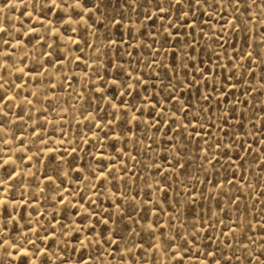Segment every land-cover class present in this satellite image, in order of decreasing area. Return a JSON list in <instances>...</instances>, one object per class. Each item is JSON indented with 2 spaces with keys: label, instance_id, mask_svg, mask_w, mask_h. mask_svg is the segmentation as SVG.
<instances>
[{
  "label": "snow or ice",
  "instance_id": "obj_1",
  "mask_svg": "<svg viewBox=\"0 0 264 264\" xmlns=\"http://www.w3.org/2000/svg\"><path fill=\"white\" fill-rule=\"evenodd\" d=\"M21 2L24 3L25 9V12H22L21 16L27 13L29 17H32L34 14H37L38 10L39 14H37V21L39 23V28L46 29V35L49 37L54 36L55 39L53 40V43L45 44V40L39 35V28L33 26L30 31H22L23 24L21 23V27L16 28L15 32L19 33L21 36H25V34L26 37L34 36L35 44L32 45L31 39H27L26 42L25 39H20L17 36L12 35L10 33L11 22H8L7 18H5V26L0 27V132L5 130L6 124L18 123L20 120H23V116L20 115H18L14 121L7 119L10 108L22 107L20 104H9L10 101L23 97V100H25L29 105H32L34 103V99L39 98L37 93H28V95H24V89L27 85L35 86L39 83L40 78L47 77L49 91L54 92L57 88V84L54 82L56 77L52 76L48 72L49 67L55 68L57 73H59L65 65H70L73 60L77 66L84 61L85 69L83 70V75L88 77V80H91V76H89L87 68L92 65L85 61L83 56L78 54L72 58L60 57L58 49L61 47L67 49V44L61 45L59 43L58 35L52 32V27H49V25L55 26V22L47 19V17L49 15L58 16L60 14H64L70 23L72 22L73 17L76 18L75 22L79 23L80 20L85 18L86 13L88 14L87 19L91 20L92 14L100 11L103 5V0H96L93 7H88L89 0H21ZM116 2L119 4L121 0H116ZM28 3H31L32 5V12H27ZM123 3L126 6V11L131 13H141L146 21H151L153 26L156 25L157 21L160 22V28L158 30L148 33L150 39L147 41L142 40L139 44L141 48H147L150 50L149 55L151 56V59L147 62V64H145V67L151 68L154 72V76L151 78L152 83L150 85L149 78L139 73L133 77L131 72L128 73V80L131 81L135 79V84L127 81H120L118 79L120 75L119 69L122 65L116 64V77L113 78L110 83L112 87H117L119 85L124 89V91L118 92L117 96H110L109 99L112 102L101 108L99 105L103 104L104 96L108 94L105 92L103 86H90L86 80L85 86L87 87L88 93H92L94 95H85L83 91L75 93V97L81 101L79 114L82 119L79 120L78 123L85 124V122H87V132H81V137L85 146H89L90 141L99 138V142L96 145L98 149L105 140H120L123 138V144L117 150L119 155L112 157L113 164H115L116 159H121L123 163V153L127 151V144L129 140L135 139L133 125H135L136 128H139L140 124L143 122L147 125L148 129L153 130V136L150 138L152 142L147 145L149 150H152L153 145L159 146V138L156 136L157 133H159L161 137H167L166 141H161V143H163V154L160 155L159 159L163 161V164L153 161L152 165L153 168L158 170V174L163 178L162 181L159 179L156 181V187L154 190L163 192L165 197H167V190L172 186L167 183L168 180H178L180 176H184L186 174L188 164L190 163V159L187 158L190 156V154H187V149L193 140L198 141L202 137L205 124L201 121L208 118L213 119L214 122L211 124V128H216L218 131L223 133L224 136H227L228 131L230 130L229 128H226V125L229 124L228 118L234 111L237 110L236 105L233 104L231 109L224 111L222 115L213 117L211 116L213 109L209 108L207 103H205V105L202 106L190 120L188 117L193 106L181 103L179 108L172 105V114L166 119L165 117L167 115L168 108L161 106L159 101L155 100L154 97L149 98L145 96L142 99V103L136 106L126 100L125 97H132L133 93L137 92V89H141V85H143L142 90L145 92L148 91L149 86L155 89L158 87L156 81L159 80L163 89H167V96L165 97V100L168 103H171L172 100H175L176 102L183 101V95H177L176 93L181 92V89L184 86H186L189 90L196 87L197 91H199L197 75L195 72H193L191 80L187 78V75L181 79L180 72L181 70H187L190 67L189 61H192L191 67L200 68L199 80L204 82L205 93L203 95V100L205 102L215 100L217 105L221 102L227 105L229 103L228 95L231 92H234L237 87L236 83L224 84L223 81H221L218 88L216 84V77L221 75V72L218 70H223V80H237L238 82H244L247 81L249 77H255V71L259 68L262 72V76L258 87L259 89H264V27H258L260 25H264V0H123ZM5 5H7V0H5ZM253 7L257 9V12L255 13V20L252 19L251 15ZM81 9L83 11H80ZM2 11L3 8L0 7V12ZM229 12L233 14L231 19H227ZM197 13H199V15ZM205 16L208 17V19H203ZM242 16L244 17L243 20L241 19ZM214 18H217L216 23L220 25L219 34L212 30L210 22ZM124 19V14L121 12L120 19H116L115 17L111 18L110 26H122V21ZM197 21H199V24ZM93 23H95V21ZM101 23L103 24V21ZM204 25H209L210 31L208 38L210 40H214L221 50L211 52L210 59L211 57H215L216 63L214 68L209 69L207 73H205L203 68V61H199L197 63L198 58L192 55V53L196 51L198 40L204 38ZM225 25H229L230 27L226 28ZM248 25H252V27L249 28ZM127 27L129 31V38L131 39L134 29L130 18L128 20ZM145 27L146 25H141L142 29ZM198 28L199 32H197ZM183 29H187L188 31H182ZM58 31L59 29H57V32ZM72 31L75 32L76 29H72ZM225 32L229 33V38H231L233 34L243 33V40L245 44H248L249 39L254 38L253 43L249 45V47L252 48V51L236 49L235 43H232L230 46L233 49L234 55L229 56V41L222 39ZM143 34V31H141L140 35L143 36ZM189 36L193 38L190 41L187 39ZM161 37H163L164 43H161V46L157 48L155 45L160 42ZM98 38L99 37L97 36V39ZM67 39L77 46V52L82 51L79 48L81 43L80 40H74L71 36ZM182 39L184 40L183 46L177 47V44ZM13 40H15V43L12 42ZM168 41H172V63L165 64V58L162 57L158 60L156 57L159 56L161 52H164L165 57H167L168 52L164 45ZM83 43L86 47H91L94 52L97 50L94 44H91L86 40L83 41ZM123 43V40L116 41L109 39L108 47L104 51V55L107 56L108 52L111 51L112 46L122 45ZM29 45H32L33 47L42 46L45 47L46 50L41 53L40 58L37 59L35 67H28V53L18 57L21 66L16 67L17 50H23L24 48L29 47ZM189 48L191 49V52L187 51ZM47 49H52L57 52L55 61L52 60L53 51H48ZM116 55L118 56L119 52H117ZM221 56L225 58L227 63L220 62ZM177 57H179V65L175 63ZM62 59L65 63L61 62ZM97 59H99V57H97ZM233 59H236L237 61L235 64L232 63ZM157 66H159V68L171 69V75H169L168 72L163 74L164 77H167V82L161 78V73L156 70ZM92 67V74L97 77V81H93V84L98 81H103L104 84H108L109 82L95 70V67ZM109 67H112V61H108V63L105 64V71H107ZM10 68H14L15 72L10 73ZM238 70L239 76H237ZM69 71H71V68H69ZM213 73H215V75H213ZM10 75L14 76V79H8ZM205 75L212 77L213 82L210 85V91H208L209 85L208 81L205 79ZM60 79L62 84L67 83L71 89L72 82L68 80L67 73L62 75ZM73 79L79 82L78 77H73ZM173 81H175V83ZM5 85H7V87H5ZM13 90L17 91V96L7 95L9 91ZM246 91L249 95H253V90L250 87ZM213 93H216L217 95L213 96ZM241 94L244 93L242 92ZM45 95L47 96V93ZM157 95H162V92H155L154 96ZM117 98H119V103L115 102ZM236 100L237 103H240L239 98H236ZM48 103H51V100H49ZM243 103L245 110H247V102L244 101ZM93 105H96V107H93ZM144 107H150L152 110L159 109V113L156 114L153 111L145 117ZM69 108H76V104H70ZM109 109L111 111H109ZM47 110L48 109L46 108L45 111ZM101 112L104 113V116L100 115ZM130 112L131 115H129ZM181 113H183V115H181ZM204 113H208L209 116H204ZM105 116L110 118L105 119ZM245 119L247 118L245 117ZM178 121H183V123H178ZM193 121H195V123H193ZM218 121H222V123L218 124ZM45 123L48 122L45 121ZM233 124H235V122H233ZM122 125L126 127H122ZM41 127L43 128L44 126L41 125ZM240 127L243 129V124H241ZM197 128L201 131H197ZM163 129H166V131H162ZM33 130L35 131V128ZM125 131L131 133V136H124ZM88 132L96 133V136H89L87 134ZM100 133H103L102 137L99 135ZM169 133H171V135H169ZM181 135L184 137L183 140H181L179 144L173 143V141ZM212 135L213 133L209 130L207 132V136ZM249 135V133H244V136L242 137L233 133L232 137H230V142L227 143L222 142L221 139L215 138V142L212 143L209 142L207 136H205L204 144L208 145V147L200 146V151L204 153L201 158V171H205L204 164H210L213 172L217 175L219 174L217 165H220V169L229 171L232 174L230 178L224 179L223 183L220 181L212 183V181L208 180L207 177L203 183L211 184L212 189H218L216 192L208 193V198L210 200H216L218 202V214L219 212H224L225 215H227V207H223L219 204L220 197H224L228 200L229 207L235 205L233 210L238 214L236 219H232L229 216V225H224L222 223V217L219 219L211 218V208H209L207 209V218L203 214L201 215L199 228L193 224L192 231L187 234L177 231L171 236H168L163 229H165V227L175 228L180 214L175 212L174 207H172V210L169 211V209H161L154 201H140L141 205L148 206L147 214L152 217H156V219L155 221L150 220L146 222V224L141 227L140 222L145 219V207L140 206L136 208L135 216L131 213H127V220L131 223V225H133L129 228L133 243L131 245H126L123 254L120 255V264H126V261L127 264H134V254L131 251L133 248L139 249L141 253L145 250L143 243L135 240V237L141 235V232L143 231H147L153 238L158 237L161 239L160 245L149 244V249L154 250L163 247L165 254L170 255L175 261V264H183V260L187 259L188 256H177L176 253L177 251L187 253L189 251V245H194L199 248L201 247L202 241L213 242L219 240V238L223 236H231L232 240H236L237 228L244 223L245 215L252 216V220L248 221L244 231L255 234L256 238H254L253 235H247L243 236L240 240L241 251L246 254L244 257H241L240 255L228 256L226 253L220 252L219 247H217L213 250H205L203 253L198 252L196 258L199 260V264H232L233 258L236 260L246 258L248 260V264H253V260L255 264H264V207L259 209L260 214L258 216L255 215V213L248 212V205L245 206V209L242 212L240 209L241 195L238 193L237 195L232 196L230 193L223 192L225 184L231 186V188H236L238 185L240 188L253 187V184L250 181L245 180L243 172H241L239 180H236L235 178V170L243 169L247 156L240 157L237 153V157L234 158L232 155L234 149L244 150L245 145H247V153L249 155L251 154L252 143L246 139ZM61 136V144H63V134H61ZM40 142L46 144V141H44L42 137L40 138ZM0 143L7 144L10 142L6 138H0ZM257 143H259V141H257ZM20 150L23 151L22 145ZM81 150L82 149L78 147H71L70 149H65L64 152L75 154L77 151ZM53 151H55V149L50 150V152ZM210 152L211 158L209 156ZM40 154V149H37L36 155L39 156ZM169 156H171V159H169ZM100 158H103V156ZM130 158L133 160L136 159L134 155ZM28 159L31 160L32 157H29ZM61 159L64 160L65 157L62 156ZM93 159H96V157L93 156ZM222 160L223 163L221 162ZM21 162L23 163V158H21ZM13 163H15V161L5 159L4 156L0 154V169L6 170L7 166ZM98 168L99 165H97L96 169L89 171V179L97 178ZM71 171H81V169H74L70 164L69 173ZM121 171L124 175L114 176L113 173L115 172V167L108 169L106 173L101 172L98 179L100 181H108L109 183H114L117 179L123 181L128 173V168L124 166L121 168ZM260 171L264 173V165H260ZM69 173H64V175L67 176ZM39 175L40 174L38 172H35L32 173L30 177L25 178L23 173L17 172L13 169L12 172H6L5 175L0 176V264H14V262H18V264H37V258H39V264H93L95 259H99L101 264H104L105 256H107L110 260H115L117 250H119L121 243L120 240L115 239V236L118 234L119 226L127 211L124 206V201L129 200L128 206L135 207L139 196L138 194L133 195L129 199V197L123 192L119 194L113 192V195H118L119 199L112 205V210L109 211L108 208L103 206V201L98 199L103 195L102 183L97 184L93 188V193L97 199H93V197L89 196L87 198V202H85L84 198L81 197L78 205L75 201H73V207L85 208L84 213H75V215L80 217V219L69 222L58 221L56 215L53 214L51 220L47 224H40V219L43 218L44 213H37L38 218L35 222L40 224V227L36 229L28 228L23 233L25 237H28V233L32 232L35 238H28L25 241H17L13 238V233L16 231L17 227V224L15 223L17 221V217L14 215L15 207L19 205L27 208L30 206V201L23 200V195L21 196L20 201L16 200L13 195L15 188L13 187L12 182L15 181L19 185H23L25 179H28L31 183L32 181H35ZM133 177L136 180L140 179V176L135 173H133ZM43 179L45 181V188L40 189L41 192H44L47 189L48 182L55 184V178L48 175L46 172L43 175ZM162 182L165 184V187H160ZM61 183H63V181ZM145 183H147V180H145ZM197 183H200V181L197 180ZM5 184L8 185L7 191H5L4 188ZM35 187L39 188V185L36 184ZM59 187L60 185H56L57 189ZM185 187H188L189 189L187 193L189 200L192 203H196V196L192 195L194 186L189 187L188 185H185ZM256 187L259 189L261 196H264V188H259V185H256ZM200 195H204V193H200ZM33 199H36V197H33ZM255 200L257 204L260 203L259 196L256 197ZM57 202L65 204V207H67L63 194L59 195ZM174 204L178 206L179 200H176ZM10 205L12 206L11 208ZM252 207L254 208L255 205ZM161 212L167 213L170 218L167 226L159 219ZM104 213L108 214L105 215ZM20 219H23V217L21 216ZM84 219H87L89 223H83L82 221ZM205 219H207L208 228L216 226L221 227L219 237L213 236L208 229L204 228ZM253 220L256 222L255 226H253ZM9 224H12L11 228L9 227ZM57 224H59L61 229L59 233L61 244L56 245L54 248L51 244L45 245L42 242L38 243V241H41L42 239L52 241L57 239ZM110 224L114 225V227H108ZM101 225L104 226V229H106L109 234H106L103 229L98 231ZM180 227L186 228V221H180ZM225 228L227 229L226 231L224 230ZM41 231L45 233L43 238H41L40 235ZM201 232H203L204 235L200 240H198L197 237ZM81 234H83L84 238H81ZM245 240H247L248 243H244ZM177 241H179V243H177ZM76 244H79L82 247L77 249L75 246ZM103 244H107L110 249L114 244L115 249L112 251H105L101 247ZM225 244L227 247H231L233 253L235 254L236 249L232 246V241H226ZM26 245H31V247H26ZM174 245L175 248L173 247ZM203 247L207 249L208 245L204 244ZM89 249L95 250V256L92 255V252L89 251ZM78 252V259L74 260V258L77 257ZM86 252L88 253L87 259L85 258ZM218 252H220L219 255L217 254ZM153 264H155V259L153 260Z\"/></svg>",
  "mask_w": 264,
  "mask_h": 264
},
{
  "label": "rangeland",
  "instance_id": "obj_2",
  "mask_svg": "<svg viewBox=\"0 0 264 264\" xmlns=\"http://www.w3.org/2000/svg\"><path fill=\"white\" fill-rule=\"evenodd\" d=\"M95 3L96 0H89L88 7H93ZM0 7L3 8V11L0 12V27L5 26V18H7V21L11 22L10 33L20 39H25L26 42L27 39H31L32 45H34V36L26 37V34L25 36H21L19 33L15 32V29L21 27V23L23 24L22 31H30L33 26L39 28V23L37 21V14H39L38 10L37 14H34L32 17H29L27 13L21 16V13L25 12L24 3L21 2V0H7V5H5V0H0ZM125 7L126 6L124 5L123 0H121L119 4H117L116 0H103V5L100 11L93 13L91 20L87 19L88 14L86 13L85 18L80 20L79 23L75 22V17L72 18V22L70 23L64 14H60L58 16L49 15L47 19L55 22V26L49 25V27H52V32L58 35L59 43L61 45L67 44V49L64 47L58 49L60 57L72 58L78 54L83 56L84 60L94 66L95 70L99 72L100 75L103 76L109 83L104 84L103 81H98L93 84V81H97V77L92 74V66L87 68V72L89 73V76H91V80H88V77L83 75V70L85 69L84 61L77 66L73 60L70 65H65L59 73H57L55 68L49 67L48 72L52 76L56 77L54 82L57 84V88L54 92L49 91L47 77L40 78L39 83L35 86L27 85L24 89V95H28V93H37L39 98L34 99V103L32 105H29L25 100H23V97L10 101L9 104H20L22 107L10 108L7 119L14 121L17 116L20 115L23 116V120H20L18 123L6 124L5 130L0 132V138H6L10 142L7 144L0 143V154H2L5 159L9 158L10 160L15 161V163L7 166L6 170L0 169V176L5 175L6 172H12L13 169L17 172L23 173L25 178L30 177L32 173L35 172L40 174L35 181H32L31 183L28 179H25L23 185H19L15 181L12 182L13 187L15 188L13 195L16 200L20 201L21 196L23 195V200L30 201V206L27 208L19 205L15 207L14 215L17 217V221L15 222L17 227L16 231L13 233V238L17 241H25L28 238L34 239L35 237L32 232L28 233V237H25L23 233L28 228L36 229L40 227V224H47L51 220L53 214L56 215L58 221L69 222L80 219V217L76 216L75 213H84L85 208L73 207V201H75L78 205L81 197L84 198L85 202H87V198L89 196L93 197V199H97L93 193V188L99 183L103 184V195L98 199L103 201V206L108 208L109 211L112 210V205L119 199L118 195H113V192H116L117 194L123 192L129 197V199L131 196L138 194L139 199L135 207L128 206L129 200L124 201V206L127 211L119 226L118 234L115 236L116 240L121 241L120 248L117 250L116 259L110 260L107 256H105L104 264H120V255L123 254L126 245H131L133 243L129 232V228L133 225H131V223L127 220V213H131L135 216L136 208L144 206L145 219L141 220L140 226H144L146 222L150 220L155 221L156 217H152L147 214L148 206L141 205L140 201H154L161 209H169V211H171L172 207H174L175 212L180 214L175 228L165 227V229H163L168 236H171L177 231L187 234L192 231L193 224L199 228L200 217L203 214L207 218V209L209 208H211V218L219 219L222 217V223L224 225H229V216L232 219H236L238 214L233 210L235 205L229 207L228 200L224 197H220L219 204L223 207H227V215H225L224 212H219L218 214V202L208 198L209 192H216L218 189H212L211 184L203 183L206 177L208 180L212 181V183H215L216 181L223 183L224 179L230 178L232 175L231 172L220 169V165H217V169H219L218 175L213 172L210 164H204L205 171H201V158L204 153L200 151V146L208 147V145L204 144V137L207 136V132L209 130H211L213 135L207 136V139L212 143L215 142V139H221L222 142L225 143L230 142V137H232L233 133L242 137L244 136V133L250 134L246 137V139L252 143L251 154L249 155L247 153V145H245L244 150L234 149L232 155L234 158L237 157V153L240 157L247 156L243 169L235 170V178L236 180H239L241 172H243L245 180L250 181L253 184V187L240 188L238 185L236 188H231V186L225 184L223 192L230 193L232 196H235L238 193L241 195L240 209L242 212L245 209V206L248 205V212L255 213V215L258 216L260 214L259 209L264 207V196H261L259 189L256 187V185H259V188H264V178H260L264 177V173L260 171V165H264V89H259L258 87L262 76V72L259 68L255 71V77H249L248 80L244 82H238L237 80H223V70H218L221 72V75L216 77V84L218 88L221 81H223L224 84H237L235 91L228 95L229 103L227 105L223 102L217 105L215 100L207 102L203 100V95L205 93L204 82L199 80L200 68L191 67L192 61H189L190 67L187 70H181L180 76L181 79H183V77L187 75V78L191 80L192 74L195 72L197 75L199 91H197L196 87L189 90L186 86H184L181 89V92L176 93L177 95H183V101L176 102L175 100H172L171 103H168L165 100V97L167 96V89H163L159 80L156 81L158 85L157 88L153 89L149 86L148 91L145 92L142 90L143 85H141V89H137V92H134L132 97H125V99L134 106L140 105L145 96L149 98L154 97L155 100L159 101L161 106L168 108V112L165 117L166 119L172 114V105L179 108L181 103L193 106L188 117L190 120L192 119V116L205 105V103H207L209 108L213 109V112L211 113V116L213 117L222 115L224 111L230 110L233 104L236 105L237 110L234 111L228 118L229 124L226 125V128H229L230 130L228 131L227 136H224L223 133L218 131V129L211 128V124L214 122L213 119L208 118L201 121L205 124L202 137L198 141L193 140L187 149V154H190V156L187 157L190 159V163L188 164L186 174L184 176H180L178 180H168L167 183L172 186L167 190V197H165L163 192L154 190L156 187V181L158 179L162 181L163 178L158 174V170L152 166L153 161L163 164V161L159 159L160 155L163 154V143H161V141H166L167 137H161L160 134L157 133L156 136L159 138V146L153 145L152 150H149L147 145L152 142L150 138L153 136V130L148 129L145 123L142 122L139 128H136L135 125H133L135 139L129 140L127 144V151L123 153V163L121 159H116L115 164L112 162V157L119 155L117 150L123 144V138L120 140H105L99 149L96 146L99 142V138L90 141L89 146H85L83 144L81 132H87V122H85V124L78 123V121L82 119L79 114L81 101L75 97V93L83 91L85 95H94L92 93H88L87 87L85 86L86 80L90 86H103L105 92L108 94L104 96L103 104L99 105L101 108L112 102L109 99L110 96H117L118 92L124 91V89L119 85L117 87H112L110 83L111 80L116 77V64L122 65L119 69L120 75L118 79L120 81H127L135 84V79L131 81L128 80V73L131 72L133 77L139 73L149 78L150 85L152 83L151 78L154 76V72L151 68L145 67V64H147V62L151 59V56L149 55L150 50L147 48H141L139 44L142 40L147 41L150 39L148 33L158 30L160 28V22L157 21L156 25L153 26L151 21H146L141 13L128 12L125 10ZM80 11L83 10L81 9ZM27 12H32L31 3H28ZM121 12H123L125 18L122 21V26H110L111 18L115 17L116 19H120ZM256 12L257 9L253 7L251 13L253 20L256 19ZM197 14L199 15V13ZM232 15L233 14L229 12L227 19H231ZM129 18L131 19L134 29L131 39L129 38V31L127 27ZM203 19H208V17L205 16ZM216 19L217 18H214L210 23L212 25V30L219 34L220 25L216 23ZM241 19L243 20L244 17L242 16ZM94 21L95 23H93ZM102 21L103 24L101 23ZM197 23L199 24V21H197ZM142 24L146 25L143 29L141 28ZM203 27L205 29L204 38L198 40V46L192 55L198 58L197 63L199 61H203V68L205 73H207L209 69L214 68L216 63L215 57H211L210 59L211 52L221 50L214 40H210L208 38L210 31L209 25H204ZM225 27L229 28L230 26L225 25ZM248 27L251 28L252 25H248ZM258 27H264V25H260ZM57 29H59L58 32ZM72 29H76V31L74 32ZM141 31L144 33L143 36L140 35ZM182 31L188 30L183 29ZM197 32H199V28L197 29ZM39 35L45 40V44L53 43V40L55 39L54 36H47L46 29L44 28H39ZM243 35V33H237L233 34L231 38H229V33H224L222 39L229 41V56L234 55L233 49L230 46L232 43H235L236 49L252 51V48L249 47V45L253 43L254 38L249 39L248 44H245ZM69 36L73 37L74 40L81 41L79 48L82 51H76L77 46L67 39ZM97 36L99 37L98 39ZM109 39L116 41L123 40L124 43L122 45L112 46L111 51H109L107 56H105L104 51L108 47ZM187 39L190 41L193 38L189 36ZM85 40L94 44L97 50L94 52L91 47H86L83 43ZM12 42L15 43V40ZM161 43H164L163 37L160 38V42L156 43L155 46L159 48ZM171 44L172 41H168L164 45L168 52L167 57H165L164 52H161L156 59L159 60L163 57L165 58V64L172 63ZM183 44L184 40L182 39L177 44V47H182ZM32 45H29V47L24 48L23 50H17L16 67L21 66L18 57L23 56L25 53H28V67L33 68L36 66L37 59L40 58L41 53L45 52L46 49L42 46L33 47ZM47 50L53 51L52 60L55 61L57 52L52 49ZM187 51L191 52V49L189 48ZM117 52H119L118 56L116 55ZM97 57H99V59H97ZM108 61H112V67H109L107 71H105V64L108 63ZM61 62L65 63L63 59ZM220 62L227 63L223 56H221ZM236 62V59L232 60L233 64ZM175 63L179 65V57L176 58ZM69 68H71V71H69ZM156 70L161 73V78L167 82V77H164L163 74L168 72L169 75H171V69L159 68V66H157ZM14 72L15 69L10 68V73ZM65 73L68 75V80L72 82L71 89L67 83H61L60 77ZM213 75H215V73H213ZM237 76H239V70L237 71ZM73 77H78L79 82L74 80ZM8 79H14V76L10 75ZM205 79L208 81V91H210V85L213 82L212 77L205 75ZM173 82L175 83V81ZM5 87H7V85H5ZM249 87L253 90V95H249L246 91ZM155 92H162V95L154 96ZM242 92L244 94H241ZM46 93L47 96L45 95ZM7 95L17 96V91H9ZM216 95V93H213V96ZM236 98H239L240 103H237ZM49 100H51V103H48ZM244 101L247 102V110H245ZM115 102L119 103V98H117ZM70 104H76V108H69ZM93 107H96V105H93ZM46 108L48 109L47 111H45ZM109 111L111 110L109 109ZM153 111L156 114L159 113V109L152 110L150 107H144L145 117ZM100 115L104 116V113L101 112ZM129 115H131V112ZM181 115H183V113H181ZM203 115L209 116L208 113H204ZM245 117L247 119H245ZM104 118L108 119L110 117L105 116ZM45 121L48 123H45ZM233 122H235V124H233ZM178 123H183V121H178ZM193 123H195V121H193ZM217 123H222V121H218ZM241 124H243V129L240 127ZM41 125L44 127L42 128ZM122 127L126 126L122 125ZM34 128L35 131L33 130ZM196 130L201 131L199 128ZM162 131H166V129H163ZM61 134H63V144H61ZM87 134L89 136H96V133L93 132H88ZM99 135L102 137L103 133H100ZM169 135H171V133H169ZM124 136H131V133L125 131ZM41 137L44 141H46V144L40 142ZM183 138V135H181L174 140L173 143L179 144ZM257 141H259V143H257ZM21 145L23 146V151L20 150ZM71 147H78L82 150L77 151L75 154L64 152L65 149H70ZM37 149H40L41 151L39 156L36 155ZM52 149H55V151L50 152ZM132 155L136 157L135 160L130 158ZM62 156L65 157L64 160L61 159ZM93 156H95L96 159H93ZM101 156H103V158H100ZM209 156L211 158V152L209 153ZM29 157H32V159L29 160ZM21 158H23V163L21 162ZM169 159H171V156H169ZM221 162L223 163V160ZM70 164L74 169H81V171H71L69 173ZM97 165H99V168L97 169V178L89 179V171L96 169ZM124 166L128 168L125 180L121 181L117 179L114 183H109L108 181H100L98 179L101 172L106 173L108 169H112L114 167V176L124 175L121 171V168ZM45 172L55 178V184L48 182L47 189L44 192H41L40 189L45 188V181L43 179ZM64 173L69 174L65 176ZM133 173L140 176V179H134ZM145 180H147V183H145ZM197 180H199L200 183H197ZM62 181L63 183H61ZM36 184L39 185V188L35 187ZM56 185H60V187L57 189ZM185 185H188L189 187L194 186L192 195L196 196V203H192L189 200L187 195L189 189L188 187H185ZM160 187H165V184L162 182ZM4 188L5 191H7L8 185L5 184ZM200 193H204V195H200ZM61 194H63L67 207H65V204L57 202L58 197ZM258 196L260 197L259 204H257L255 200ZM33 197H36V199H33ZM176 200H179L178 206L174 204ZM253 205H255L254 208L252 207ZM11 207L12 206L10 205V208ZM37 213H44L43 218L40 219V224L35 222L38 218ZM104 214L107 215L108 213ZM21 216L23 219H20ZM159 219L164 225L167 226L169 224L170 218L167 213L161 212ZM249 220H252V216L245 215L244 223L237 228L236 240H232L231 236H223L220 237L219 240L213 242L202 241L201 247L197 248L194 245H189V251L187 253L177 251L176 255L188 256L187 259L183 260V264H199V260L196 258L198 252L203 253L205 250H213L219 247L220 252L226 253L228 256L240 255L241 257H244L246 254L241 251L240 240L243 236L247 235H253V237L256 238L255 234L244 231ZM180 221H186L187 227L181 228ZM82 222L85 224L89 223L87 219H84ZM255 223L256 222L253 220V226H255ZM9 227L11 228L12 224H9ZM108 227H114V225L110 224ZM204 228L208 229L213 236L219 237L221 231L220 226L208 228L207 219H205ZM101 229H103L106 234H109L107 233V230L104 229L103 225L100 226L98 231ZM224 230L226 231L227 229L225 228ZM60 231V226L57 224V239L54 241L42 239L41 241H38V243L42 242L45 245L51 244L55 248L56 245L61 244V239L59 238ZM40 235L41 238H43L45 233L41 231ZM203 235L204 233L201 232L197 239L200 240ZM81 238H84L83 234H81ZM135 240L143 243L145 250L142 253L136 248L131 250L134 254V264H153L154 259L155 264H175L172 257L165 254L163 247L154 250L149 249V244L160 245V238H153L147 231H143L141 232V235L135 237ZM226 241H232V246L236 249L235 254L233 253L231 247L226 246ZM177 243H179V241H177ZM244 243H248V241L245 240ZM204 244L208 245L207 249L203 247ZM75 246L77 249L82 247L79 244H76ZM26 247L30 248L31 245H26ZM101 247L105 251H112L115 249L114 244L111 249L107 244H103ZM173 247L175 248V245ZM89 251H91L92 255L95 256V250L89 249ZM220 252L217 254L219 255ZM78 256L79 252L74 260L78 259ZM87 256L88 253L86 252V259ZM14 264H18V262H14ZM37 264H39V258H37ZM93 264H101V262L99 259H95ZM232 264H248V260L246 258H242L240 260L233 258ZM253 264H255L254 260Z\"/></svg>",
  "mask_w": 264,
  "mask_h": 264
},
{
  "label": "bare ground",
  "instance_id": "obj_3",
  "mask_svg": "<svg viewBox=\"0 0 264 264\" xmlns=\"http://www.w3.org/2000/svg\"><path fill=\"white\" fill-rule=\"evenodd\" d=\"M9 159V158H8Z\"/></svg>",
  "mask_w": 264,
  "mask_h": 264
}]
</instances>
